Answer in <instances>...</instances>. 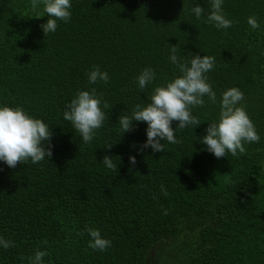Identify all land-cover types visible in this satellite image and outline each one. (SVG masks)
Wrapping results in <instances>:
<instances>
[{
	"label": "trees",
	"instance_id": "trees-1",
	"mask_svg": "<svg viewBox=\"0 0 264 264\" xmlns=\"http://www.w3.org/2000/svg\"><path fill=\"white\" fill-rule=\"evenodd\" d=\"M196 3L211 11L212 0H72L70 20L44 34L47 16L36 17L42 9L31 0H0V103L48 123L53 153L15 167L0 162V235L13 241L0 247V264H30L36 250L46 251L45 264H264V0H224L233 20L226 29L197 19ZM171 44L181 56L215 57L206 75L217 100L239 87L259 142L238 156L206 151L197 141L219 105L205 96L192 108L201 123L178 128L179 143L137 151L146 123L122 133L118 116L178 74ZM94 66L109 73L107 83H89ZM148 66L157 77L139 89L135 77ZM93 87L108 107L86 144L62 110ZM89 227L110 247H89Z\"/></svg>",
	"mask_w": 264,
	"mask_h": 264
},
{
	"label": "clouds",
	"instance_id": "clouds-1",
	"mask_svg": "<svg viewBox=\"0 0 264 264\" xmlns=\"http://www.w3.org/2000/svg\"><path fill=\"white\" fill-rule=\"evenodd\" d=\"M224 0H212L211 11L198 3L190 8V12L197 19H206L218 29L231 27L233 20L226 17L223 11ZM33 10L42 9L36 17L47 16L41 28L45 33H54L58 21L68 22L71 18L72 0H31ZM248 23L253 28H259L255 17H249ZM169 61L175 65L178 74L166 80L161 85L152 88L148 102L134 105L130 111L118 116L122 133L133 129V122H145L146 139L137 151L151 148L153 152L164 151L162 141L170 144L179 143L176 136L177 129H185L189 125L193 128L201 121L192 114L193 106H204L205 96L212 103H218V117L207 124L198 143L205 146V150L216 158L225 157L227 154L238 156L246 151L245 145L259 142L260 134L247 114L243 104V91L236 86L227 88L220 94L208 82L206 73L215 66L213 55H199L193 53L189 57L181 56L176 44H171L168 49ZM90 84L98 82L107 83L110 75L99 66H94L87 73ZM157 73L151 66L143 68L135 77L139 89H144L156 79ZM103 105V107H102ZM108 105L93 87L89 90H79L62 110V117L72 124L80 134L84 143H90L97 135V130L103 127L106 113L103 110ZM177 121L176 127L172 126ZM51 127L43 119L34 117L23 107H15L0 103V162L8 167H15L17 162L30 160L38 163L52 156ZM194 139V137H193ZM135 146V142L134 145ZM106 147H111L107 144ZM129 162L136 163V156L129 155ZM101 162L109 169L117 168V164L109 155H104ZM90 239L89 247L106 250L111 245V240L103 237L97 228H87ZM13 241L0 235V247L9 248ZM46 251L36 250L30 257V264H45Z\"/></svg>",
	"mask_w": 264,
	"mask_h": 264
}]
</instances>
